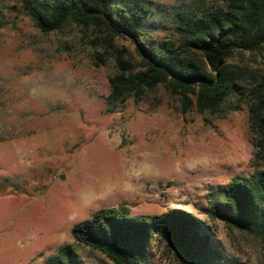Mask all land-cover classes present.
Segmentation results:
<instances>
[{"label":"rangeland","instance_id":"1","mask_svg":"<svg viewBox=\"0 0 264 264\" xmlns=\"http://www.w3.org/2000/svg\"><path fill=\"white\" fill-rule=\"evenodd\" d=\"M151 1L143 40L153 45L181 40L186 16L224 6ZM105 39L102 30L74 22L45 35L19 0H0V264H43L76 244L75 225L113 207L133 217L190 214L223 251L222 264H264V238L211 217V201L221 200L234 178L264 171V140L251 113L260 84L242 80L219 114L195 106L184 112L165 85L111 112L119 68ZM114 46L139 66L129 38ZM260 61L234 58L252 69L264 68ZM76 247L85 264H113ZM149 257L148 264H184L159 237Z\"/></svg>","mask_w":264,"mask_h":264},{"label":"trees","instance_id":"2","mask_svg":"<svg viewBox=\"0 0 264 264\" xmlns=\"http://www.w3.org/2000/svg\"><path fill=\"white\" fill-rule=\"evenodd\" d=\"M19 1L45 35L69 22L105 33L119 68L111 78L109 111L116 112L132 95L138 102L146 90L165 85L179 98L184 112L195 106L200 114H219L245 80L260 84L252 90L257 104L251 113L253 128L264 140V68L234 62L237 55L246 54L264 59V0H223L222 8L183 18L181 40L159 45L143 40V26L153 13L151 0ZM121 37L135 44L139 66L114 46ZM260 63L264 67V61ZM211 205L212 218L264 238V171L234 178L223 190V198L212 200ZM72 235L76 244L62 246L43 264H85L77 245L100 252L113 264H148L150 243L156 237L184 264H222L225 259L193 216L178 210L133 217L125 207L105 208L75 225Z\"/></svg>","mask_w":264,"mask_h":264}]
</instances>
